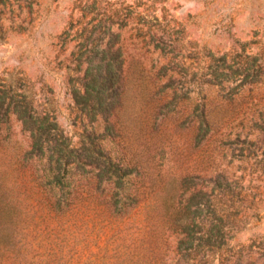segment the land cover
Returning <instances> with one entry per match:
<instances>
[{
	"label": "rangeland",
	"instance_id": "1",
	"mask_svg": "<svg viewBox=\"0 0 264 264\" xmlns=\"http://www.w3.org/2000/svg\"><path fill=\"white\" fill-rule=\"evenodd\" d=\"M0 264H264V0H0Z\"/></svg>",
	"mask_w": 264,
	"mask_h": 264
},
{
	"label": "trees",
	"instance_id": "2",
	"mask_svg": "<svg viewBox=\"0 0 264 264\" xmlns=\"http://www.w3.org/2000/svg\"><path fill=\"white\" fill-rule=\"evenodd\" d=\"M118 52H121L119 50ZM257 59L254 58V61ZM90 62H85V65H89ZM86 67V66H85ZM230 70V68H228ZM249 77V76H248ZM85 89L86 93L84 96H75L78 103L84 100L86 103L93 102V100L98 97L95 96V92H98L99 80L93 78L91 80L89 76V70L85 72ZM258 83V81L253 80L249 82L250 85ZM25 126L31 123V128L28 130L31 133L32 147L26 152L24 157V163L30 168H34L35 162H39L41 165L40 170H37V180L39 185L47 191L51 198H62V192L69 186L68 177L73 171L69 169L70 162L66 161L65 150L63 148H55L50 150L51 143V131L56 130L55 125L49 123L45 118H31L30 120H25L22 118ZM27 130V129H26ZM60 146V145H59ZM51 153L53 156H51ZM57 157V158H55ZM36 171V170H35ZM121 172V171H120ZM128 176L127 173H123L117 176V180L120 182ZM60 206V200L57 203Z\"/></svg>",
	"mask_w": 264,
	"mask_h": 264
}]
</instances>
